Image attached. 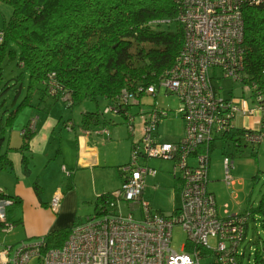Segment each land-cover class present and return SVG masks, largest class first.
Here are the masks:
<instances>
[{
	"label": "built area",
	"instance_id": "obj_1",
	"mask_svg": "<svg viewBox=\"0 0 264 264\" xmlns=\"http://www.w3.org/2000/svg\"><path fill=\"white\" fill-rule=\"evenodd\" d=\"M178 22L183 27L184 43L174 65L161 77L158 86L140 89L143 95L160 92L175 95L180 101L179 114L184 134L178 142H161L157 127L166 112L152 107L142 114V134L135 143L130 160L121 166V187L98 203L97 211L74 225L59 248L45 249L44 238L27 239L12 245H0V264H242L246 249L249 214L220 216L215 195L208 190L210 154L214 143L229 136L237 106L222 99L214 80L245 79V11L264 0H175ZM152 25H169L168 20ZM4 33L0 32V43ZM254 106L241 108L245 117L264 113V89L243 84ZM46 91L52 99L71 104L55 74L46 79ZM141 99V98H140ZM137 92L123 89L118 101L128 105L123 112L130 132L134 118L128 111L140 106ZM245 104V103H244ZM119 110L114 105L104 113ZM32 127V126H31ZM31 127L29 131H32ZM28 130H24V134ZM107 134L108 132L105 131ZM239 149L264 144L262 129H245L235 140H227ZM142 157V159H141ZM158 158L174 163L172 175L180 182L181 204L169 215L152 210L145 198L148 178L158 172L144 160ZM225 182L235 185L234 162L224 158ZM63 172L69 176L65 167ZM154 189L158 188L153 184ZM12 198L0 188V229L11 234L17 228ZM61 194L52 197L50 208L57 212ZM180 227L185 241L173 248L174 230Z\"/></svg>",
	"mask_w": 264,
	"mask_h": 264
},
{
	"label": "trees",
	"instance_id": "obj_2",
	"mask_svg": "<svg viewBox=\"0 0 264 264\" xmlns=\"http://www.w3.org/2000/svg\"><path fill=\"white\" fill-rule=\"evenodd\" d=\"M0 3L12 8L10 18L0 30L4 33L0 63L8 44L14 43L18 49V65L29 77L25 98L9 115L8 127L13 126L17 114L31 104L34 96L38 97L39 104L45 97L59 102L46 91V79L51 74H55L61 92L70 94L71 104L64 103L70 109L84 102L98 105V100L103 99L106 107L114 105L118 114L123 115L128 105L118 101L121 91L137 92L140 99L143 96L140 89L158 86L184 43L175 0H0ZM163 20L172 24H151ZM244 22L245 79L241 84L259 85L264 89V3L248 8ZM17 51H9L10 56L17 57ZM96 109L82 115L84 129L101 124L104 110ZM242 129L233 127L224 138L235 140L242 135L245 128ZM32 135V131L23 134L20 150L27 147ZM11 167L7 153L0 155V171ZM34 188L40 196L38 180ZM4 195L12 198L15 205L19 204L16 197L5 192ZM106 196L97 199L94 212ZM249 217L260 221L264 229V193L258 208ZM71 229L65 227L45 235V249L61 247ZM263 251L264 247L256 249V264H264Z\"/></svg>",
	"mask_w": 264,
	"mask_h": 264
},
{
	"label": "rangeland",
	"instance_id": "obj_3",
	"mask_svg": "<svg viewBox=\"0 0 264 264\" xmlns=\"http://www.w3.org/2000/svg\"><path fill=\"white\" fill-rule=\"evenodd\" d=\"M11 13L12 8L9 5L0 3L1 30L6 21L10 18ZM17 50L14 43H9L6 54L0 63V139H2V141H0V155L7 152L9 157L15 154L16 149L22 146L24 142L22 132L24 130L29 131L31 126L33 130L35 125L36 132L40 131L38 129L39 126L37 127L36 125L38 119L40 126L45 122L46 124L49 122L52 127L58 126L56 129L58 132L63 126L64 120L70 116L79 122L83 108H88L87 110L90 112L96 111V108L103 111L106 109L107 104L105 100L99 99L98 105L92 102H84L80 106L70 109L64 105V103L55 102L47 97H45L46 100L39 104L40 101L38 97L34 96L31 99V104L23 107L17 114L13 126L8 127L6 123L9 115L15 111L17 106H19L25 98L29 78L28 73L18 65L19 56ZM9 51H17V57L12 58ZM17 78H19V81ZM214 85L218 95L222 99L232 101L239 109V112L232 121L233 127L240 129L245 127V129L250 128L255 131L262 129L264 133V113L258 112L255 115L247 117L242 113L241 108L243 105H246L249 109L254 105L250 99H248L249 94L243 89L241 83L234 82L231 78H222L219 81L214 80ZM140 100L142 102L141 105L144 104L143 106L147 110L152 107H157L166 112V116L160 121L162 122L161 126L157 127L160 141L167 143L177 142V138H179L184 128L183 119L179 114L180 101L178 98L172 94L166 96L162 91L156 98L154 95H143ZM45 105H49L48 110H44ZM138 111V106H134L128 111V114L134 118L133 137L137 140L140 138L141 133L139 130L142 128V114ZM145 113H147V111H145ZM104 117L107 120H115L117 123V125L110 126V132L124 133V137L126 139L129 138L128 143L131 145L132 137L128 133L129 128L127 127L125 116L107 112L106 114L104 113ZM251 121L253 124H251ZM49 131L51 132L52 129ZM63 132L66 134L65 131ZM112 139L117 141V137H112ZM121 146H123V144ZM121 149L123 150V147L120 148V150ZM226 155L230 156L234 162L232 175L236 180V184L233 186H229L225 182L224 158ZM124 156L125 155H123L121 159H123ZM128 156L127 158L129 161L131 153H129ZM143 164L154 168L158 172L155 179H148L149 184L145 189V198L151 202L154 212L162 213L166 216L171 214L181 204L179 186L176 184V179L172 175L174 163L170 160L151 158L144 160ZM1 172L3 171H0V173ZM99 173H101V176H97L98 188L102 187V185L113 186L116 184L115 181L118 179L115 177L116 172L113 170H105ZM80 176L81 183L84 187H86L87 184L92 185L93 180L89 175L80 173ZM209 177L210 182L208 184V190L216 197L217 209L220 216L225 217L228 215L251 213L258 208L260 199L264 193V144L257 146L248 145L237 149L234 144H229L227 140H216L210 154ZM36 179L35 176L34 182L37 181ZM153 184H156L158 188L154 189ZM120 187L121 185L119 183L116 189ZM55 195L56 194H54L53 197ZM92 208L93 207L90 208L86 215L93 212ZM18 214L19 209L15 211V216H18ZM19 233L20 231L18 228L11 234L3 233L0 229V245L14 244L19 238ZM184 241L185 233L180 227H177L173 233V248L179 250L184 244ZM242 247L246 249L242 264H256V249H263L264 247V229L261 227L260 221L255 222L250 218L247 236ZM30 264H39L38 259H33Z\"/></svg>",
	"mask_w": 264,
	"mask_h": 264
},
{
	"label": "crops",
	"instance_id": "obj_4",
	"mask_svg": "<svg viewBox=\"0 0 264 264\" xmlns=\"http://www.w3.org/2000/svg\"><path fill=\"white\" fill-rule=\"evenodd\" d=\"M143 105L138 106V112L148 111ZM46 107L47 105L44 108L48 110ZM87 109L83 108L79 122L71 116L64 120L58 132L56 131L58 126L52 127L49 122L40 126L37 118L36 125L39 126L40 131L36 132L34 125L33 135L27 147L22 150L16 149L15 154L8 156L12 161V167L0 173V188L5 194L14 196L19 201L11 214L13 220L17 221V228L20 231L15 243L27 239H39L52 231L73 227L77 221L83 222L94 213L97 199L100 196L113 193L118 190L116 187L119 183L122 184L123 179L118 167L129 162L128 154L132 152L133 145L140 138L137 140L133 137L134 131L129 132L128 130L132 137L131 145H129V138L126 139L124 133L110 132V126L117 125V123L115 120H107L104 116L98 126L84 129L81 126L82 115L90 112ZM161 124L162 122L158 126ZM141 130L139 132L142 134ZM183 134L184 128L177 142ZM112 137H117V141ZM157 137L159 139L158 132ZM122 147L123 150H120ZM123 155L125 156L121 159ZM63 167L67 169L70 177L63 172ZM105 170L116 172L115 177L118 180L113 186L102 185L98 188L97 176L101 174L99 172ZM80 173L89 175L93 180L92 185L87 184L84 187ZM35 176L41 188L40 196L34 188ZM148 179L147 185L149 184ZM176 184L180 188V182L176 180ZM57 193L61 194V206L57 212H54L50 208V202L53 195ZM91 207H93V212L86 215ZM17 209H19V214L15 216Z\"/></svg>",
	"mask_w": 264,
	"mask_h": 264
},
{
	"label": "bare ground",
	"instance_id": "obj_5",
	"mask_svg": "<svg viewBox=\"0 0 264 264\" xmlns=\"http://www.w3.org/2000/svg\"><path fill=\"white\" fill-rule=\"evenodd\" d=\"M261 120V119H260ZM250 129V128H249ZM243 130V129H242ZM244 132V131H243ZM242 134V133H241Z\"/></svg>",
	"mask_w": 264,
	"mask_h": 264
}]
</instances>
